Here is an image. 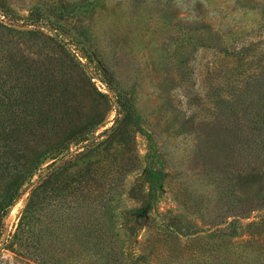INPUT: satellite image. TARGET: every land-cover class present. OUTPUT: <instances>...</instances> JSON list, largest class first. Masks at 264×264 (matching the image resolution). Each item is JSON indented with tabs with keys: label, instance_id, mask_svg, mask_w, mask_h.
Returning a JSON list of instances; mask_svg holds the SVG:
<instances>
[{
	"label": "rangeland",
	"instance_id": "rangeland-1",
	"mask_svg": "<svg viewBox=\"0 0 264 264\" xmlns=\"http://www.w3.org/2000/svg\"><path fill=\"white\" fill-rule=\"evenodd\" d=\"M0 2L17 16V29L56 33L40 21L21 27L33 8L62 26L58 38L92 86L112 100L106 126L115 115L116 103L105 82L132 96L157 146L155 164L163 171L148 223L130 241L122 214L138 208L127 190L141 177L147 148L144 135L134 132L128 145L114 142L105 152L97 148L78 160L74 170L86 163L97 170L89 194L92 200L81 208H63L58 222L62 228L56 233L42 226L40 231L41 223H33L41 258L49 260L43 264H90L86 254L90 251L74 226L80 220L86 230L91 220L96 224V217L107 232L106 264H129L130 256L139 252L149 264H221L217 239L207 235L228 223L235 227L232 241L237 253L255 257L264 251V240L258 241L264 238V178L260 187L252 183L247 188L235 178L240 158L248 152L246 147L239 152L235 133L247 119L250 102V96L238 89L251 84L264 69V0ZM0 21L12 23L1 10ZM19 41L24 49L27 41ZM65 156L67 152L48 158L39 174ZM257 160L264 175L263 152ZM27 192L2 217L0 264H42L34 254H23L26 248L32 250L28 242L25 246L14 243ZM188 231L195 232L193 240L181 235ZM29 242L36 244L33 239ZM240 245H244L241 251Z\"/></svg>",
	"mask_w": 264,
	"mask_h": 264
},
{
	"label": "trees",
	"instance_id": "trees-1",
	"mask_svg": "<svg viewBox=\"0 0 264 264\" xmlns=\"http://www.w3.org/2000/svg\"><path fill=\"white\" fill-rule=\"evenodd\" d=\"M0 10L12 21L8 25L0 21V235L2 217L29 188L13 234L14 243L25 246L28 242L32 250L26 248L23 254L32 253L38 257L37 262L47 263L49 260L41 258L39 239L32 233L33 223H41L40 231L49 228L56 233L55 229L62 228L58 222L63 208H81L92 200L90 195L97 170H91L88 163L74 170L77 161L97 148L105 152L114 142L128 145L132 133L139 132L147 141L144 166L140 179L127 190L128 197L138 203V208L122 214L125 232L132 241L138 230L147 225L163 179V171L154 160L159 159L157 146L143 126L132 96L104 81L116 103L115 115L106 126L109 111L113 109L112 100L92 86L76 57L58 38L57 35L63 34L62 26L33 8L31 18L21 27L40 21L56 33L39 28L17 29V16L1 2ZM22 38L27 41L25 50L20 46ZM238 91L250 96V102L247 119L240 122L235 133L239 152L245 147L248 149L242 161L240 158L235 178L240 187L247 188L252 183H259L260 187L264 175L257 156L264 153V69L253 77L251 84ZM99 128L102 129L98 132ZM71 147L76 148L72 153L69 152ZM66 152L67 156L45 174H39L48 158ZM35 176L39 177L33 184ZM99 185L98 190L102 183ZM98 220L96 217V224L91 220L86 230L80 220L74 226L78 238L85 241L86 250L90 251L86 252L91 258L90 264L99 259L103 260L101 264H106L103 252L107 232ZM185 233L180 234L192 240L195 237V232ZM207 236L216 237L221 264H264V251L254 257L234 250L233 223ZM261 237L259 242L264 240ZM30 239L36 244L30 243ZM243 246L240 245V251ZM82 247L78 248L84 250ZM129 259V264H149L143 252L133 253Z\"/></svg>",
	"mask_w": 264,
	"mask_h": 264
},
{
	"label": "water",
	"instance_id": "water-1",
	"mask_svg": "<svg viewBox=\"0 0 264 264\" xmlns=\"http://www.w3.org/2000/svg\"><path fill=\"white\" fill-rule=\"evenodd\" d=\"M47 171V170H46ZM46 171H44L41 175H43V174H45L46 173ZM36 182V181H35ZM35 182H33V184L35 183ZM29 189V188H28Z\"/></svg>",
	"mask_w": 264,
	"mask_h": 264
}]
</instances>
